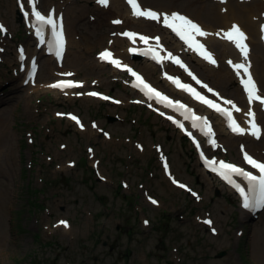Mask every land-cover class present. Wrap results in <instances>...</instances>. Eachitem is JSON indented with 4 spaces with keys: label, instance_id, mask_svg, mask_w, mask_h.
Wrapping results in <instances>:
<instances>
[{
    "label": "rangeland",
    "instance_id": "obj_1",
    "mask_svg": "<svg viewBox=\"0 0 264 264\" xmlns=\"http://www.w3.org/2000/svg\"><path fill=\"white\" fill-rule=\"evenodd\" d=\"M37 1L44 10L60 6L72 36L65 62L54 66L62 71L50 74L45 55L37 53V81L72 72L83 85L68 96L39 92L25 97L23 68L15 56L18 45L29 56L35 39L17 19L16 0H0L7 29L6 35L0 32V112L5 111L7 125L1 139L7 155L0 164V264H264V209L253 219L243 215L234 193L200 171L190 143L128 89L126 75L96 66L100 49L126 50L116 42L123 28L158 30L148 24L116 25L112 19H119V12L94 8L92 0ZM141 1L157 8L158 0ZM171 1L177 4L173 10L181 11L188 0ZM115 2L123 13V0ZM122 57L138 69L144 63L129 54ZM217 60L210 76L200 75L217 85L218 95L243 102L236 75L220 79L217 74L229 65ZM147 76L155 84L161 79L157 70ZM89 89L120 102L94 99ZM67 112L79 115L86 130ZM260 120L264 125V113ZM214 129L224 148L214 150L219 157L239 161L241 143L264 159V138L229 145L225 132L217 124ZM206 217L211 225L203 222ZM61 220L69 225L64 232L57 227ZM220 251L224 255L216 256Z\"/></svg>",
    "mask_w": 264,
    "mask_h": 264
},
{
    "label": "bare ground",
    "instance_id": "obj_2",
    "mask_svg": "<svg viewBox=\"0 0 264 264\" xmlns=\"http://www.w3.org/2000/svg\"><path fill=\"white\" fill-rule=\"evenodd\" d=\"M92 1H93V4H92L93 7L99 8L101 4H99L96 0H92ZM139 1L141 2V0ZM239 1H242V3H239ZM117 4L118 3H116L115 0H109V4L105 9H107L108 12H112V11L119 12V16L117 17H119V20L121 21V23L124 22L122 25L130 24L132 26L136 25L138 27H142L143 25L148 24L150 27L154 26L152 27L154 31L158 30L157 32H154V34L157 33L158 35L162 36V39H159V42L162 43L163 46L165 47L171 46L172 48L175 47L178 50V52L182 51L184 60L189 66H191L194 72H199L200 74L202 73L205 77L206 76L208 77L212 74V72L215 69L214 64L212 62H207L204 59H200L196 57L189 48L184 47V45L175 36L172 35L173 33L172 30H170L169 28L163 25L162 17L158 21H153L147 18L135 16L131 12L129 6L127 7L126 4L124 5L123 3H122V8L124 12L122 11L123 13H121L118 10ZM176 5L177 4L171 0H169L168 2H161L160 0H158L157 9L155 7L150 6L149 4H148V7L155 9L156 10L155 12L157 13L167 12L169 14V12L172 13L171 10H173L174 9L173 7ZM181 5L184 6L181 12L186 17L198 23L201 26L202 30L206 33V35L204 36H198V38L206 45V47L213 52L216 58L219 57V59L220 58L225 59L228 62L231 61V63H229V68L227 67V69L225 70L223 74L222 73L217 74L218 76H220L219 78L220 79L222 78V80H228V78L230 79L231 78L230 75L233 76V74L239 71L234 68L232 69L231 68L232 64L237 63L239 61L240 62L244 61L247 65H250L249 72L251 73L252 78L255 80L257 88L259 90H262L260 89V86H261L260 82L264 83V30H262V26H264V0H221V1L210 0L204 3L201 2V4L198 3L197 0H188L186 3H182ZM103 8L104 7H101V9ZM57 10H58L57 13H60V11L62 12L60 6L57 8ZM174 12H178V11H174ZM65 17H64L65 32L67 33L68 39L66 42L65 52H64L61 62H65L67 52H68V47L72 44L70 23L68 21L67 15H65ZM27 21H29V24L28 23L26 24H28V28H30L32 32L33 28H32V22H31L30 16ZM233 24L239 25L240 28L246 34V39L249 43L247 59H245L244 55L235 46L233 42H230L226 38H224V32L229 30ZM217 27H219L218 30L212 31V29L217 28ZM135 31H138L145 35H150L149 31H143L140 28L138 30L136 29ZM6 32L1 31V33L4 35H6ZM44 37L45 39H47V36H44ZM34 39H35V47H33L30 54L34 55L35 57H38L37 53L43 52V54H45V58H44L45 63H47L50 67H52L50 70V74L53 73L54 70L57 69V68H54V66H57L59 61L55 59L53 54L45 53L46 40L38 44L37 42H39L38 41L39 39L37 40L35 37ZM117 41L119 43L124 44L125 47L131 45V42H129L121 34L119 38L116 40V42ZM151 42L154 43L153 39H151ZM115 49L118 51L116 54L122 59V62L127 63L130 66V63L127 62L125 58L122 57V56L127 57L128 55L127 50L123 52V51H119L117 47H115ZM167 52L169 51L167 50ZM26 53H28L27 50H26ZM15 57H17V54ZM142 59L144 63L142 67L139 68V70L144 74L147 80L155 84V82L147 76V73L148 72L151 73L157 70V73L159 72V76L161 77L160 79L161 81L160 80L157 81L156 79V82H159L158 84L163 86L164 89H162V87L159 86L158 84H155V85H157L159 88L164 90L166 94L174 95V97H176L177 99L182 100L183 102L190 103L191 107H195L197 109L203 110L207 114H209V116L212 117L216 121L218 125V129L223 130L225 134L227 135V138L225 140L228 141L229 145H232V142L239 140V139L255 141L254 140L255 138L251 135H248V134L242 135V134H237V133L232 132V130L226 126L225 121L222 118H220L214 111H212L211 109H208L202 104H199L193 101L189 95L173 87L172 83L168 79V75L171 74L170 71H175L177 74L187 76L186 71L181 66L172 65L170 62H166V61H162L159 64H157L155 62L147 60L144 57H142ZM38 62L39 61L37 60L36 65L33 67L32 73L29 78L26 77V74H25L26 70L25 69H24L25 71L23 70L22 81H23V84L26 82L25 85L27 88V93H26L27 96L25 95V97L27 99L31 97L30 96L31 93H39V92H52L56 96H59V95L68 96L72 94L74 89L61 90V89H55V88L49 87L50 83L54 82L55 80L60 79L61 77H66V76L59 77L58 73L55 74V76L56 77L58 76V77L54 78L53 80H49V81L46 80L44 82H41V81L39 82V80L37 81L39 71H40V68L38 67ZM96 66L98 68L108 66L114 75L121 74L124 72V71H121V69L113 67L109 63L102 61L99 58V54L96 59ZM25 67H27V65ZM57 70L62 71L61 69H57ZM241 76H246L243 71H241ZM124 78L126 79V77ZM215 85L211 83V86L215 89L214 95L217 96L218 93L216 90H219V88L217 87V85L216 86ZM129 88L132 92L137 93L135 95L139 99H142L143 101L147 102L145 97L142 94H138V92L135 91L131 87ZM237 94L239 97L242 96L243 102H241V104L240 103L236 104L237 107L239 108V111H236L235 113L236 120L242 126H245V119L249 117L248 115L249 110L254 112L258 121L260 122V124H262L261 126H263L260 132V138H259V141H261L262 138H264V125L262 123V120H260V117L261 115H263L264 110L261 108L260 104L257 102L250 104L247 98H245V92L242 89H240L239 82L237 85ZM229 98H230V101L234 102V99H232L230 96ZM147 106L159 114H161L162 112H168V110L162 107L161 105H157V104L153 105V101H149ZM3 113H5V111L0 112V164L3 160V157L7 155L6 149H4L1 146L2 136L3 134H5V132H7L6 119H5V116H3ZM83 129L86 130L85 126L83 127ZM178 132L180 131L178 130ZM108 140H110V138H108L107 141ZM214 141H216V139ZM10 148L11 146L9 147V149ZM10 152H8V155H10ZM198 164L200 166V171L202 173L206 174L207 176H210L211 178H214L216 181L220 182L222 188H225L228 191L233 193L232 189L229 186L222 183L219 179H217L216 176H214V174L207 172L200 164L199 159H198ZM239 204H240V211L242 212V214L245 216H251L250 212L246 211V209H244L241 206L240 201H239ZM57 227H59L60 230L63 232L66 231V229H68V227L60 225L58 223H57Z\"/></svg>",
    "mask_w": 264,
    "mask_h": 264
},
{
    "label": "snow or ice",
    "instance_id": "obj_3",
    "mask_svg": "<svg viewBox=\"0 0 264 264\" xmlns=\"http://www.w3.org/2000/svg\"><path fill=\"white\" fill-rule=\"evenodd\" d=\"M127 2L131 5L133 9V15L138 17H145L147 19L158 21L163 18L162 23L165 27L171 29L173 32H175L182 40H185L190 47H193L197 52H199L200 55H202L205 59L209 60L212 63H215V60H213L210 53H208L206 50H204V46L200 44L198 41L194 39L195 36H204L206 33L202 30L201 26L191 20L190 18L180 14V13H170V14H164V13H157L151 9H142L141 6L138 3V0H127ZM28 3L31 5V15L35 18V22L39 23L41 25L40 28H37L36 34L42 37V26L43 25H50L52 27L53 35L55 36V45H56V56H60L63 50V32L56 31V22L53 20L51 12L45 16L42 14L36 7V0H28ZM98 3L104 6H107L109 4V0H98ZM27 15V13H26ZM113 23L119 24L121 23L120 20H114ZM262 30H264V26H262ZM0 31H4L3 25H0ZM124 36H127L129 38H133L136 36L135 33L132 32H124ZM224 38H226L228 41L233 42L235 46L241 51V53L244 55L245 59L248 57V46L244 43L246 40V34L241 30L239 25L233 24L232 27L224 32ZM141 40H143L145 43L148 41V37L141 36ZM159 40V38H156ZM43 42V39L41 40ZM134 51V50H133ZM151 52V50H149ZM148 54V53H145ZM99 58L101 60L109 61L113 65H115L117 68H120V62L118 60H115L112 58V53L108 50H105L101 53H99ZM152 58L155 59L158 63L161 61V59H169L173 63L180 65L181 67H184L182 62L175 56H173L171 53L168 54L167 57H160L153 53ZM231 63V61H229ZM127 67V66H125ZM233 67L236 70L243 69L244 74L247 76V79H242L241 83L243 85V88L245 92L247 93L249 102L252 101H259L262 105H264V96H261L258 94V89L256 82L253 80L251 73L249 72L250 65H246L244 63H237L234 64ZM127 71L131 73L136 78L137 83L134 84L135 87L141 88L142 91L145 92V95L148 96L149 99L155 98L158 103L160 102H167V107H176L179 108H185L186 106L183 104H180L178 101L173 104L171 100L167 96L162 95L159 91H157L155 88H152L149 84H147L140 75L132 71V69L127 68ZM71 75V74H66ZM237 75H239V71H237ZM168 79L174 83L177 87L182 88L185 91H188L192 93V95L200 100L201 102L208 105V107L215 109L217 112L223 113L225 116H227L229 121V126L231 127L232 132L237 134H244L246 131L249 132V134L256 136L257 138H260V128L257 125L255 121V113H253L251 110H249L248 115L252 117V120L250 121V128L244 129L241 128L236 121L233 119L231 112H229L226 109L221 108L219 105L215 104L211 100L205 99L204 96H202L199 92H196L195 89L191 88L187 84H182L178 79H175L171 76L168 77ZM195 79V77H193ZM197 83H200V81L197 80ZM51 88L55 89H73L77 87H82V84L79 82H73L71 80L68 81H58L56 83H53L49 85ZM207 87V86H205ZM209 91H212L209 89ZM79 94V93H78ZM87 95L90 96H96L98 95L95 92H89ZM104 99H109L108 97H103ZM119 103V101H116ZM226 104L232 105L233 108L236 109V111H239L238 108H236L235 104H233L232 101L228 100L225 101ZM58 115H62L59 114ZM70 118L74 121H76L77 124H80V121L78 118L74 115L68 114ZM161 115H164V113H161ZM188 117H185L187 119ZM168 119H172L171 116L168 117ZM200 117L193 116V124L192 127H197L196 121L199 120ZM178 125V127L182 128L184 127L183 124H181L179 121H173ZM82 127V125H81ZM95 127V125H93ZM205 136L212 135L211 127H208L207 130L204 132ZM107 135V133H105ZM209 143L214 144V140H209ZM139 147V145L137 146ZM199 147V145H197ZM203 155V154H202ZM244 161L249 164L253 169H257L259 172V175H254L250 171H246L244 168H241L237 165H234L232 163H228L225 161H219L216 162L214 160H205L206 166L210 167L213 172H216L220 177H222L227 183L232 185L237 191H239L240 195L243 197V206L245 208H260L264 206V162L257 161L254 159L251 155H249L247 152H244ZM239 176L243 177L248 182V193H255L253 197L250 198L249 194L245 193V190L240 186L239 183H237L233 176ZM173 183H178L177 181L173 180ZM181 188L186 187L183 184L179 185ZM193 196H196V193H192ZM153 204H156L157 201L151 200ZM147 223V221H145ZM204 223L211 225V220H205ZM58 224L63 225L65 227H68L67 221H59ZM215 231V229H213Z\"/></svg>",
    "mask_w": 264,
    "mask_h": 264
},
{
    "label": "water",
    "instance_id": "obj_4",
    "mask_svg": "<svg viewBox=\"0 0 264 264\" xmlns=\"http://www.w3.org/2000/svg\"><path fill=\"white\" fill-rule=\"evenodd\" d=\"M17 19L20 20L19 17ZM108 118L110 121H113L115 119L113 116H109ZM62 180H63V183H65L64 179H62ZM110 249H112V245L110 246ZM224 253H225L224 251H220L217 253L216 256L220 257V256L224 255Z\"/></svg>",
    "mask_w": 264,
    "mask_h": 264
},
{
    "label": "flooded vegetation",
    "instance_id": "obj_5",
    "mask_svg": "<svg viewBox=\"0 0 264 264\" xmlns=\"http://www.w3.org/2000/svg\"><path fill=\"white\" fill-rule=\"evenodd\" d=\"M107 238H110V236L107 235ZM103 245H106V242L103 241ZM111 245H109L108 247H110ZM114 246V242L112 244V247Z\"/></svg>",
    "mask_w": 264,
    "mask_h": 264
}]
</instances>
